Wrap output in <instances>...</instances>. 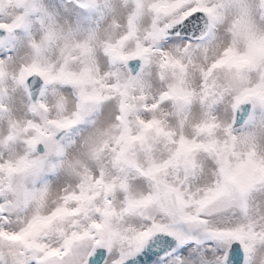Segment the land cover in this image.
<instances>
[{"label":"snow or ice","instance_id":"snow-or-ice-1","mask_svg":"<svg viewBox=\"0 0 264 264\" xmlns=\"http://www.w3.org/2000/svg\"><path fill=\"white\" fill-rule=\"evenodd\" d=\"M101 4L84 38L41 21L27 59L0 54V85L29 97L20 120L0 90V264H264V120L237 123L264 112V0L79 6ZM38 11L0 0V34ZM50 155L62 171L37 187Z\"/></svg>","mask_w":264,"mask_h":264},{"label":"rangeland","instance_id":"rangeland-1","mask_svg":"<svg viewBox=\"0 0 264 264\" xmlns=\"http://www.w3.org/2000/svg\"><path fill=\"white\" fill-rule=\"evenodd\" d=\"M35 3L37 4L40 11L31 15L29 26L26 29L19 31V32L13 34L12 36H8L2 42V44L0 45V54L16 55V53L19 50V46L23 40H26L27 45H28L29 37H32V36H35L37 38L39 37V35L42 32L41 21L43 22V25L58 22V20L61 18V14L66 12V9H67L66 7L74 6V8H77L76 9L77 12H76L75 16L77 19V23L79 22L80 29L76 30V26H74V27L71 26L72 31L74 30L72 32V35L77 39L78 38H84L85 36H87L89 34V32L94 30L98 24H96L95 22H91V21L102 16V14L104 13L103 9H101V11L97 14L98 7L79 8V7L75 6V4L73 3L72 0H35ZM100 6L103 7V4H101ZM13 11H14V9H11V8L7 9L8 13H11ZM96 15H97V17H96ZM5 18H7V17L6 16L0 17V19H5ZM63 22H66V21L63 20ZM62 23H60V25H64V29H66V27L68 28V26H66V24H62ZM29 52H30V50H29ZM4 87H7V89H8V92L6 93L5 104L10 108L11 116L15 117L16 119H20V120L28 119L29 117L27 114V107H26V105L29 102L28 95L21 93V95L23 96L22 102L26 107L25 108L26 114L25 115L22 114L24 116L18 117L15 115L16 113H14V110H17L15 107V104L8 97V94H9L10 89H11L10 87H12L11 81H8L7 84H5V85H0V90H2ZM25 98H26V101H25ZM48 98L51 99V96L49 95ZM104 115H105V113L103 110L91 113L88 117H86L84 119V121L81 124L73 127L70 130H67L66 133H64L62 135L64 137V139L61 141V143L64 145H68L73 140L79 141L84 135H86L88 132H90L92 130V121H103V119H101V118ZM6 119H7L6 115L0 114V137L6 135V132H5L6 126L2 125V121L6 120ZM261 120H264V112L258 111L256 113V115L253 117L252 122H249L248 124L242 126L241 128L238 129V131L251 130L253 128L254 124L258 125ZM261 135H264V132H262ZM17 151L18 150L15 149V155L22 154V153H20V151H18V152ZM32 155L34 157H39V156H42L44 154H39L36 151ZM58 159L59 158L56 157L55 155H50V156L45 157L42 171L39 172L36 176L31 178V181L37 187L39 185H42V186L46 185L47 180L55 173L54 171L51 170L50 166H51V164L56 163L58 161ZM58 171H62V170L58 169Z\"/></svg>","mask_w":264,"mask_h":264},{"label":"bare ground","instance_id":"bare-ground-1","mask_svg":"<svg viewBox=\"0 0 264 264\" xmlns=\"http://www.w3.org/2000/svg\"><path fill=\"white\" fill-rule=\"evenodd\" d=\"M73 3H75V2H73ZM75 6L80 8L79 5H75ZM66 8H67L66 12L61 14V18L59 19L60 21L58 20V23L60 24V23L63 22V20H65L66 22H63L62 24H66V26H68V28L66 27V29H64V30H65V32L66 31L67 32H71V34H72V32L74 31V30L72 31V27L76 26V30L80 29L79 22L77 23V19H76V16H75L76 12H77L76 11L77 8H74V6H71V7L69 6V7H66ZM101 9H103V12L106 11V9L104 7L98 6L97 14L101 11ZM96 17H97V15H96ZM101 21H102V16L96 18L95 20H92L91 22H95L96 24H99V23H101ZM62 26L64 28V25H62ZM78 39H81V38H78ZM29 50L30 49H28V47H27L26 40H23L21 42L20 46H19L18 52L14 56L16 57L17 60H19V59H27V54H30ZM11 85H12V87H10L11 89H10V92L8 94V97L10 98L11 101L14 102L15 107L17 109V110H14V113H16L15 115L18 116V117L24 116L26 114V110H25L26 107H25V105L22 102L23 101L22 100L23 96L20 94V96L17 97L16 94H15L16 93V89H15V86H14V84L12 82H11ZM25 101H26V98H25ZM22 114H24V115H22ZM101 119L104 120L105 119V115L102 116ZM6 124H7V119L2 121V125L3 126H6ZM16 149L18 151H20V153H22V151H23V147L22 146H19ZM54 172L55 173L47 180L46 185L52 186L53 177H55V176H57V175H59L61 173V171H58V170H56ZM41 186L42 185H39L38 187H41Z\"/></svg>","mask_w":264,"mask_h":264},{"label":"water","instance_id":"water-1","mask_svg":"<svg viewBox=\"0 0 264 264\" xmlns=\"http://www.w3.org/2000/svg\"><path fill=\"white\" fill-rule=\"evenodd\" d=\"M74 1H75L78 5H80V4L83 2V0H74ZM5 38H6V37L3 36V34H0V43H1ZM29 91L32 92L31 99H32L33 101H35V100L38 98V96H39V91H38V90L33 91L31 85H29ZM247 117H248V112H247V110H245V111L243 112V114L240 115V116L238 117L237 123H238L239 125H241V126L244 125V124H245V120H246ZM62 133H63V132H62ZM62 133H60V136L62 135ZM58 138H59V136H58ZM38 152H39V153L44 152V147H43V145H41V146L38 147Z\"/></svg>","mask_w":264,"mask_h":264}]
</instances>
